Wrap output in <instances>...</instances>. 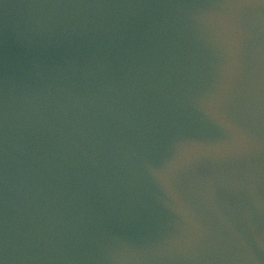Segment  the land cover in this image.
<instances>
[{"label":"water","instance_id":"obj_1","mask_svg":"<svg viewBox=\"0 0 264 264\" xmlns=\"http://www.w3.org/2000/svg\"><path fill=\"white\" fill-rule=\"evenodd\" d=\"M0 0V264H264V6Z\"/></svg>","mask_w":264,"mask_h":264},{"label":"snow or ice","instance_id":"obj_2","mask_svg":"<svg viewBox=\"0 0 264 264\" xmlns=\"http://www.w3.org/2000/svg\"><path fill=\"white\" fill-rule=\"evenodd\" d=\"M264 6V0H225L224 3L212 5L213 7L248 8L253 6Z\"/></svg>","mask_w":264,"mask_h":264}]
</instances>
